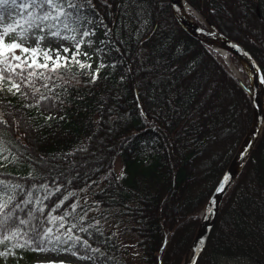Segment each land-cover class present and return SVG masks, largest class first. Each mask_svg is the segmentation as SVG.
<instances>
[{"label":"trees","instance_id":"1","mask_svg":"<svg viewBox=\"0 0 264 264\" xmlns=\"http://www.w3.org/2000/svg\"><path fill=\"white\" fill-rule=\"evenodd\" d=\"M186 1L198 8L217 30L244 45L264 74V0H229L237 12L240 8L243 14L251 17V27L259 31L255 35V45L229 34L219 24L227 0ZM141 3L148 23L139 33L136 32L139 24L133 19L136 9L130 3L131 14L124 20L128 24L126 29L121 26L122 14L127 11L122 0H115L111 9L120 30L117 38L123 39L121 52L125 74L117 67L115 70L101 69L100 77L90 82V74H79L89 70L73 65L76 79L71 80L69 91L64 94L63 110L67 116L34 135L38 137L39 149L48 153L67 150L78 143L87 144V152L76 157L80 163L79 171L99 182L80 195L83 198L87 194L89 203L102 201L101 208L108 211L104 230L105 236L113 231L118 233L114 239L110 238L112 243L108 245L109 248L115 245L111 255L116 264H159L158 256H162L163 264H167L173 258L167 259L170 246L175 244L180 232H185L178 246L182 248L198 225L196 214L204 207L251 124L252 104L243 86L223 62L177 24L168 0H141ZM258 3L263 9L259 14L253 8ZM229 59L236 60L231 55ZM204 64L219 72L223 90L229 88L241 98L229 102L227 98L216 96V103L221 108L215 116L213 114V119L206 114L210 101L205 100L204 105H199L205 99L202 96L206 94L207 85H198L196 77L203 71ZM147 66H152L153 70H147ZM120 76H125V80L121 81ZM156 80L159 83L153 92V81ZM138 83L144 115L140 114L135 98ZM153 94L155 103L147 98ZM9 98L21 103L15 97ZM169 99L171 106L165 103ZM30 114L34 115V110ZM240 114L244 115V122ZM227 115H230L229 120H226ZM152 120L157 122V129L149 127ZM212 122L213 126H210ZM228 122L236 123L234 130L228 133L229 137L233 136L232 140L221 149L218 164H208L202 170L199 158L213 145L219 128ZM88 137H91L90 141ZM116 157L120 159L121 171L126 173L119 181L114 179L121 173L116 174L113 169ZM109 168L112 176L99 180ZM90 169L99 170L92 172ZM21 170L26 171V166ZM79 183L83 187V176ZM187 190H197V193L186 195ZM186 196L190 201L175 207L181 215L172 214L173 201L168 198L176 203L177 198ZM184 214L192 220L190 227L182 225ZM96 215L95 212L88 213L89 217ZM173 220L175 223L169 227L168 222ZM175 226L181 231L174 234ZM129 247L135 249L133 258L128 255ZM126 250L131 260H127ZM183 252L172 264H180ZM32 253H27L20 264H28ZM229 262L264 264V126L249 158L223 197L199 259V264Z\"/></svg>","mask_w":264,"mask_h":264},{"label":"snow or ice","instance_id":"2","mask_svg":"<svg viewBox=\"0 0 264 264\" xmlns=\"http://www.w3.org/2000/svg\"><path fill=\"white\" fill-rule=\"evenodd\" d=\"M122 3L127 10L121 17L122 28L128 27L124 20L131 14L130 3L136 9L133 19L139 24L136 29L139 33L148 23L141 0ZM114 4L115 0H0V262L3 264L9 260L20 264L29 252L43 255L28 264H116L111 255L115 245L111 248L108 245L118 233L113 231L105 236L104 230L108 211L101 208L102 201L89 203L87 194L83 198L80 195L99 182L79 171L76 157L87 152V144L78 143L67 150L48 153L39 149L38 137L34 135L67 116L63 110L64 94L68 93L71 80L76 79L73 65L90 70L79 74H90V82H95L101 69L115 70L124 63L123 39L117 38L120 30L111 11ZM97 31H101L102 38L97 39ZM53 42L59 43V47L52 48ZM230 43L244 51L238 42ZM113 52L119 55L112 56ZM94 54L97 60L93 69ZM81 56L87 59L81 60ZM106 56L112 58L108 60ZM65 76L69 79H64ZM125 78L120 76L121 81ZM158 83L159 80L153 81V92ZM140 95L138 83L135 98L140 114L144 115ZM147 98L156 102L154 94ZM165 103L171 106L170 99ZM33 110L34 115L30 114ZM149 127L157 129L158 124L152 120ZM24 166L26 171L21 170ZM81 176L83 187L79 183ZM110 176L111 168L99 180ZM125 176L121 171L114 179L119 181ZM230 183V175L224 173L215 191H224ZM211 203L210 199L204 209L208 213L213 211L208 206ZM89 212L97 215L89 217ZM157 260L163 264L162 256Z\"/></svg>","mask_w":264,"mask_h":264},{"label":"rangeland","instance_id":"3","mask_svg":"<svg viewBox=\"0 0 264 264\" xmlns=\"http://www.w3.org/2000/svg\"><path fill=\"white\" fill-rule=\"evenodd\" d=\"M189 3V2H188ZM257 3V2H256ZM192 5V4H191ZM193 6V5H192ZM192 6L189 5V9H188V13H189V16L194 19L197 23L199 24H206V21L204 19V17L201 15L203 14L198 8H196L198 11H196ZM170 7V5H169ZM252 7V6H251ZM253 8L256 12H258L257 14H259L260 12L263 11V9L261 8V6L259 5V3L257 5H253ZM171 9V8H170ZM261 10V11H260ZM161 12H163V10H161ZM264 12V11H263ZM173 15V14H172ZM174 17V16H173ZM206 18V17H205ZM175 19V18H174ZM207 19V18H206ZM251 17L250 16H246L245 14L242 13V11L240 10L239 8V11L237 12V10H235L233 8V4L230 3L229 0H227V3H226V6L223 8L220 16H219V24L231 35L233 36H236L240 39H243V40H248L251 44L255 45V41L257 40L256 36L255 35H258L259 31L255 29H253L251 27ZM257 23L261 24L258 20H255ZM178 24V23H177ZM220 31V30H218ZM223 33V32H221ZM226 35V33H223ZM230 37V35H227ZM96 37L97 39H100L102 38V33L101 31H97L96 33ZM262 37L264 38V32L262 33ZM232 38V37H231ZM233 39V38H232ZM235 40V39H234ZM238 42V41H237ZM244 46V45H243ZM52 48H58L59 47V43L57 42H53L52 45H51ZM82 47H84V49L86 51H90V49H88L87 45H83ZM93 47H95V45H93ZM245 47V46H244ZM246 48V47H245ZM247 49V48H246ZM248 50V49H247ZM62 51V49H61ZM249 51V50H248ZM250 52V51H249ZM251 53V52H250ZM53 55H55V53L53 52L52 53ZM117 53L113 52L112 56L113 55H116ZM252 54V53H251ZM106 58L108 60H110L112 57L111 56H106ZM219 58V57H218ZM81 60H84V59H87L86 57L84 56H81L80 57ZM220 59V58H219ZM91 60H92V67L93 69L96 67V60H97V56L94 54L91 56ZM220 61L223 62V64L227 67V69L230 71V73L233 75L234 78L237 79V81L240 83V84H243V85H248L249 81H248V77L245 73V70L243 68V66L238 62V61H231L230 62H227L225 63L223 60L220 59ZM204 69L203 71L201 72V74L199 76L196 77L197 81L196 83H198V85H201V87H203V85H207V89L205 90V93L206 94H203V98L204 101H201L199 103V105L201 106L202 104L204 105V102L205 100H209L210 102V108L207 110L206 114L208 116L209 119H213V114L214 116L216 115L217 113V109L219 110V105L216 103V96L219 98H227V100H229V102H231L233 99H236V100H240L241 98L239 97L238 94L232 92L231 89H224L222 88V84L221 82L219 81L220 79V75H219V72H217V70L213 69V68H208L207 64H204L203 65ZM117 68H119L122 72V74L124 75L125 74V71H126V68L124 67L123 64H118L117 65ZM147 70L151 71L153 70V67L152 66H147ZM90 71V70H89ZM263 72V71H262ZM264 75V74H263ZM90 78H91V75H90ZM218 79V80H217ZM206 87V86H205ZM200 99V98H199ZM221 108V107H220ZM227 106L225 107V110H227ZM242 114V113H241ZM239 115L240 118H241V121L244 122V115ZM230 119V115H227L226 116V120H229ZM220 126L222 125L221 122H219ZM230 124V125H229ZM236 123H230L228 122L227 125H224L226 127L223 126L219 128L218 130V133H217V138L213 141V145L210 147V149L205 152L203 154V156H201L199 159L201 160L199 164V168L201 167L202 170H204V168L208 165V164H213L214 166H216L218 164V162L221 160V149L223 148L224 145H226L227 143H229L233 136L229 137L228 133L232 130H234L235 128V125ZM210 126H213V122L210 124ZM229 126V128H227ZM264 126V125H263ZM263 128V127H262ZM229 129V130H228ZM227 134V135H226ZM221 138V139H220ZM244 138V137H243ZM219 141H218V140ZM102 140V139H100ZM221 140V141H220ZM243 140V139H242ZM241 140V142H242ZM101 145V144H99ZM103 145V144H102ZM101 145V146H102ZM240 145V143H239ZM239 145L237 146V148L239 147ZM105 146V145H104ZM103 146V147H104ZM236 148V150H237ZM235 150V151H236ZM235 151L233 152V154L235 153ZM220 153V154H219ZM103 154V152H102ZM103 156V155H102ZM233 156V155H232ZM232 158V157H231ZM230 158V160H231ZM230 162V161H229ZM229 164V163H228ZM113 169L115 171L116 174H119L121 172V163H120V159L118 157H116L113 161ZM220 179V178H219ZM218 182V181H217ZM217 184V183H216ZM216 184L213 186V189L215 188ZM199 188V186H198ZM197 189V188H196ZM213 189L211 190L210 192V195L213 191ZM189 193L192 195L193 193H197V190L196 192H190L189 190H187V194L186 195H189ZM209 195V196H210ZM168 201H173V211H172V214H176V206L179 207H182L185 203H188L190 201V197L189 196H186L185 198L181 197V198H177V204L175 203L174 200H171L168 198ZM208 201V199H207ZM207 201L205 202V204L203 205L205 207ZM169 204V202H167ZM176 207V208H175ZM204 207L196 214V216L198 217L197 219L200 220V215L202 213V210L204 209ZM177 216L178 215H181L179 213L176 214ZM181 219H185L184 220V223L182 225H184L185 227H190V225H192V220L190 219H187V215H183L181 217ZM187 219V220H186ZM175 220L171 221V222H168V226L169 227H172L173 224L175 223L174 222ZM199 224V222H198ZM178 228V227H177ZM176 226L174 227V234L176 232H179L181 231L180 228L177 229ZM197 228H198V225H196L195 227V230H194V235L192 237V232L190 233V236H188L187 238V242L185 243V245L180 248L178 247L180 242H181V238H183L182 236V233L183 232H180V235L179 238L176 239V242L175 244L171 245L170 246V250L167 254V259L169 256H172V260L171 261H167V264H172L173 262H177L178 259L180 258V255L182 254L183 252V257H182V260L180 261V264H184L185 263V259H186V256L188 254V251L196 237V233H197ZM183 231H185V228L182 229ZM185 233V232H184ZM183 233V234H184ZM192 238L193 241H190V239ZM206 245V244H205ZM180 248V249H179ZM205 248V247H204ZM134 247H129L128 249V255L129 256H132V258L134 257ZM38 255H43V254H37V253H32L29 258L30 260L31 259H35ZM48 255H53L51 253H49ZM126 258L127 260H131L132 258L129 257L127 255V250H126ZM28 256V255H27ZM26 256V257H27ZM75 259V258H73ZM229 264H246V263H243V262H238V263H234V262H229Z\"/></svg>","mask_w":264,"mask_h":264},{"label":"water","instance_id":"4","mask_svg":"<svg viewBox=\"0 0 264 264\" xmlns=\"http://www.w3.org/2000/svg\"><path fill=\"white\" fill-rule=\"evenodd\" d=\"M180 1L181 0H169L172 14L178 25L188 35L197 39L206 46L220 47L226 53H228V55L235 57V59L243 66L248 77V85H241L248 94L250 102L252 104V119L249 129L239 147L233 154L225 171L223 172V174L228 173L230 175L231 183L228 184L226 189L222 192L218 193L215 191V188L213 189L210 197L208 198V201L210 199L212 200V203L208 206L212 207L213 211L211 213H208L204 210V207L200 215L196 237L190 247V250L188 251L184 263L196 264L197 259L198 261L200 259L207 238L216 221L220 208V202L223 199V196L225 195L228 188L232 185L237 172L241 170V168L249 158L264 125V75L259 63L256 61L254 56L241 43L238 42L242 46L244 51L233 47L232 43L230 42L237 41L218 31L202 14L201 15L204 17L206 24L202 25L193 20L181 8ZM188 5L192 6L190 3H188ZM193 8L198 11L195 7ZM223 174L221 175L219 181L223 177Z\"/></svg>","mask_w":264,"mask_h":264},{"label":"bare ground","instance_id":"5","mask_svg":"<svg viewBox=\"0 0 264 264\" xmlns=\"http://www.w3.org/2000/svg\"><path fill=\"white\" fill-rule=\"evenodd\" d=\"M169 1V0H168ZM180 6L181 8L185 11V13L187 15H189L188 13V9H189V5L188 3L185 1V0H181L180 1ZM208 47V46H207ZM209 50L214 54L216 55L217 57H219L221 60H223L225 63L227 62H230V59H229V56H228V53H226L222 48L220 47H208ZM249 129V128H248ZM248 131V130H247ZM247 133V132H246ZM242 169V168H241ZM241 171V170H240ZM240 171L237 172L236 176H235V179L237 178V176L239 175ZM234 179V180H235ZM219 181V180H218ZM234 182V181H233ZM233 184V183H232ZM210 197V196H209ZM208 197V198H209ZM224 197V196H223ZM223 200V199H222ZM222 200L220 202V206H221V203H222ZM218 216V215H217ZM217 219V218H216ZM192 249V248H191ZM190 250V249H189Z\"/></svg>","mask_w":264,"mask_h":264}]
</instances>
